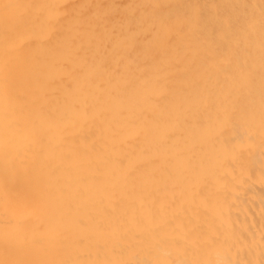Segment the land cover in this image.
<instances>
[{
	"label": "bare ground",
	"instance_id": "obj_1",
	"mask_svg": "<svg viewBox=\"0 0 264 264\" xmlns=\"http://www.w3.org/2000/svg\"><path fill=\"white\" fill-rule=\"evenodd\" d=\"M0 264H264V0H0Z\"/></svg>",
	"mask_w": 264,
	"mask_h": 264
}]
</instances>
